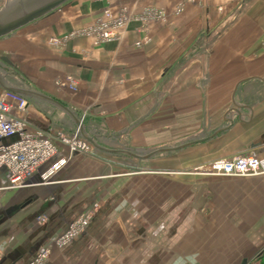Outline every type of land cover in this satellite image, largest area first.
Returning a JSON list of instances; mask_svg holds the SVG:
<instances>
[{
	"label": "crops",
	"instance_id": "crops-1",
	"mask_svg": "<svg viewBox=\"0 0 264 264\" xmlns=\"http://www.w3.org/2000/svg\"><path fill=\"white\" fill-rule=\"evenodd\" d=\"M147 7L162 9L163 18L130 21L116 40L96 43L80 33L106 9L117 15L122 10L141 13ZM218 8L224 13H217ZM0 70L10 83V77L16 78V86L67 107L100 146L90 143V153H70L58 145L57 155L23 189H6V172L0 171V192H16L0 197V264H29L45 248L51 251L48 264L81 261L82 247L95 239L99 225L113 213L114 230H123L120 245L130 256L135 257L136 245L142 246L143 261L160 263L163 258L151 249L160 241H150L145 233L150 218L137 230L138 238H132L128 231L134 227L126 225L135 219L122 227L117 222L120 206L112 200L118 193H134L136 163L164 166L183 147L171 146L173 141L209 133L217 116H226L227 123L213 133L229 134L233 117L242 129L264 126V0H69L0 39ZM247 70L251 76L241 78ZM68 75L76 79V91L65 84ZM27 99L30 107L24 117L34 128L67 134L77 130L58 106ZM231 101L237 104L232 107ZM211 137L201 141L213 144ZM247 153L264 155V140L252 142ZM61 159L65 165L43 183L41 174ZM142 203L144 213H151L150 202ZM127 210L132 214L134 205ZM88 211L93 218L87 229L64 248L56 247L55 239ZM39 216L46 218L41 225ZM110 237L111 244L119 245L116 236ZM93 259L98 264L102 255ZM244 260L249 263L243 258L240 264Z\"/></svg>",
	"mask_w": 264,
	"mask_h": 264
},
{
	"label": "rangeland",
	"instance_id": "rangeland-1",
	"mask_svg": "<svg viewBox=\"0 0 264 264\" xmlns=\"http://www.w3.org/2000/svg\"><path fill=\"white\" fill-rule=\"evenodd\" d=\"M11 1L0 0V10ZM216 11L224 13L222 8ZM245 72L239 76H251V70ZM9 79L16 85V78ZM236 104L235 101L230 103L232 107ZM225 117H215L209 124V133L185 135L173 141L171 146L183 147L172 157L167 156L164 166L136 163L134 193H118V198L112 200V204L120 206L117 222L124 228L134 227L133 231H128L132 238H138L137 230L145 218H150L145 233L151 237L150 241H160V245L151 249L163 258L153 264H240L243 258L249 259L248 264H264V174L227 176L207 169L211 162L219 159L255 154L247 151L252 142L264 140V126L242 129L241 122L233 117L234 125L229 134L211 132L227 123ZM207 137L214 139L213 144L201 141ZM150 175L152 178L144 181ZM10 193L16 192H0V197L6 199ZM143 201L150 202L151 213H144L140 206ZM131 205H134L132 214L127 210ZM159 208L165 212L157 213ZM116 218L114 213L106 215V222L95 231V239L80 251V256L86 260L81 258L71 264H93V256L100 254L102 259L98 264H149L139 257L144 247L136 245L133 257L130 250L120 245L123 230H114ZM133 219L134 224L125 226ZM112 235L118 238L119 245L111 244Z\"/></svg>",
	"mask_w": 264,
	"mask_h": 264
},
{
	"label": "built area",
	"instance_id": "built-area-1",
	"mask_svg": "<svg viewBox=\"0 0 264 264\" xmlns=\"http://www.w3.org/2000/svg\"><path fill=\"white\" fill-rule=\"evenodd\" d=\"M164 14L162 9L152 7L144 8L137 14L122 10L117 15L106 9L91 26L82 29L80 33L94 37L96 43L109 42L118 39L122 29L130 21L147 23L161 20ZM53 43L57 44L58 40H53ZM64 82L72 91L77 90L76 79L71 75L66 76ZM29 107L30 103L23 95L6 90L0 95V171L6 172L8 184L5 188L9 190L28 187L34 175L57 155L58 145L67 146L70 153L92 151V145L82 138L78 130L67 134L61 130L46 132L34 128L24 117ZM65 163V159L52 163L41 174L43 183L47 184L50 176ZM207 169L211 173L227 176L262 175L264 155L248 154L219 159L211 162ZM92 218V211L79 215L55 239L54 245L61 249L76 240L87 229ZM45 219L44 216H39L38 225L43 224ZM50 252V248H45L29 264H47Z\"/></svg>",
	"mask_w": 264,
	"mask_h": 264
},
{
	"label": "water",
	"instance_id": "water-1",
	"mask_svg": "<svg viewBox=\"0 0 264 264\" xmlns=\"http://www.w3.org/2000/svg\"><path fill=\"white\" fill-rule=\"evenodd\" d=\"M69 0H13L10 3L6 4L4 8L0 10V39L9 36L10 34L16 32L17 30L49 15L63 4ZM1 60L10 67L14 65L6 57H2ZM0 87L3 90L14 92L20 95L28 97H35L38 99H43L48 101L64 112L72 119L75 123L78 132L80 135L91 143L95 147H99L97 143L89 137L84 130L82 121H80L76 115L70 111L67 107L59 103L58 101L42 95L40 93L31 91L29 89H24L19 86L13 85L8 81V74L2 73L0 70ZM248 261L244 260L241 264H247Z\"/></svg>",
	"mask_w": 264,
	"mask_h": 264
}]
</instances>
